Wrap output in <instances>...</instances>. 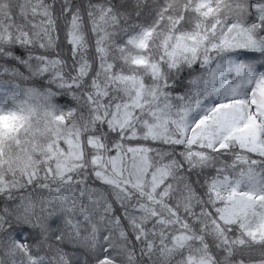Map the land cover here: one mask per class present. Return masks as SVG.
Masks as SVG:
<instances>
[{
    "label": "snow or ice",
    "instance_id": "6c2138e0",
    "mask_svg": "<svg viewBox=\"0 0 264 264\" xmlns=\"http://www.w3.org/2000/svg\"><path fill=\"white\" fill-rule=\"evenodd\" d=\"M0 264H264V0H0Z\"/></svg>",
    "mask_w": 264,
    "mask_h": 264
}]
</instances>
